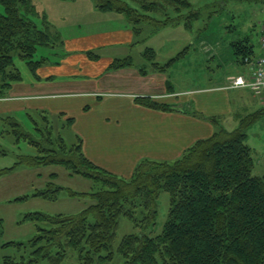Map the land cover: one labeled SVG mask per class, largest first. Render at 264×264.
<instances>
[{"label": "trees", "instance_id": "trees-1", "mask_svg": "<svg viewBox=\"0 0 264 264\" xmlns=\"http://www.w3.org/2000/svg\"><path fill=\"white\" fill-rule=\"evenodd\" d=\"M93 2L100 11L123 15L137 35L145 31V24L152 26L149 36L173 25L191 30L201 14L191 0ZM0 3L5 9L0 12V98H4L12 84L22 80L15 54L36 72L45 61L34 60L38 49L55 46L56 37H61L52 31L46 16L42 26L34 21L37 10L30 0ZM231 47L240 64L246 65V58L256 56L249 36L232 42ZM156 54L151 47L144 53L153 67L162 71L179 59L161 66ZM125 65H131L129 58L117 59L113 67ZM135 101L156 110H173L151 98L138 97ZM193 114L212 122L215 133L196 141L176 160L141 161L130 178L91 161L83 151L81 137L68 144L62 133L55 131L46 112L39 115L42 126L32 116V130L26 129L16 116H2L1 134L12 135L16 143L26 141L35 153L20 155L15 165L0 168V179L14 173L19 165H62L69 175L87 178L95 187L93 192H77L59 185L53 176L34 197L57 201L66 190L71 197H90L92 203L74 214H26L23 221L36 224V235L28 243L8 241L2 247L13 246L27 255L6 256L2 264H62L71 250L78 253L80 264H106L116 252L126 264H264V175L254 173L253 150L247 142L248 131L263 110L242 117L234 130L225 128L219 117L197 111ZM73 122L68 118L64 125L68 127ZM163 191L171 197L168 219L163 231L152 236L146 228L156 224L157 200ZM28 197L19 196L13 201ZM138 208L143 217H137ZM123 217L132 221L139 232L124 236L115 248ZM3 233L4 222L0 219V239Z\"/></svg>", "mask_w": 264, "mask_h": 264}, {"label": "crops", "instance_id": "crops-1", "mask_svg": "<svg viewBox=\"0 0 264 264\" xmlns=\"http://www.w3.org/2000/svg\"><path fill=\"white\" fill-rule=\"evenodd\" d=\"M55 1L57 6L48 23L61 37L55 39L62 48L61 53L55 52L60 58L53 61L43 56L45 61L36 70L41 81H47L40 83L42 88L55 87L34 94L41 98L37 100H50L43 108H53L51 103H55L60 117L73 118L68 127L82 138L85 155L114 174L129 178L141 161L176 160L196 141L211 137L215 125L195 116V111L219 117L223 125L227 119L240 123L243 112L254 110L259 102L250 88L229 87L231 78L242 76L249 81L251 77L250 66L235 58L237 67L218 78L215 85L184 89L173 80L170 68H154L146 59L144 53L151 46L141 52L145 64L136 63L135 57L124 55V51L112 53L119 48L132 49L145 40L141 38L144 32L137 35L123 15L100 11L93 0ZM255 1L264 4V0ZM79 7H83L85 16H91L90 20H76ZM103 51L109 56L102 55ZM258 51L256 55H261L260 45ZM125 58L131 65L113 67L117 59ZM156 62L161 63L157 56ZM63 77L70 80H61ZM15 83L6 97L0 98V112L16 108L15 98L8 94ZM138 97L170 105L173 110L145 107L135 101ZM92 101L98 110H92Z\"/></svg>", "mask_w": 264, "mask_h": 264}, {"label": "rangeland", "instance_id": "rangeland-1", "mask_svg": "<svg viewBox=\"0 0 264 264\" xmlns=\"http://www.w3.org/2000/svg\"><path fill=\"white\" fill-rule=\"evenodd\" d=\"M30 1L37 10V15L33 19L39 26H42L43 16L48 19L54 7L57 6V3L54 6V2L57 1ZM191 1L201 13L191 30L183 25H173L149 36L152 26L145 24L143 25L145 31L141 36L142 39H145L144 42L132 47V49H125L126 51L122 48L112 50V53L124 51L122 52L124 55L132 54L136 63L145 64L146 61L143 60L141 52L147 46H151L155 48L157 61L161 62V66L166 65L171 59L179 57L170 66V73L174 74L172 76L174 81L179 82L181 87L189 90L200 86H213L216 84L215 81L222 75L226 77L234 71L237 63L233 60L235 54L231 47L232 42L249 36L251 42L255 45V49L259 50V41L264 23L263 3L255 0ZM79 8L81 9H76L77 16L74 15L77 18L76 20H80L81 23L90 20L91 16L84 15L83 7ZM4 11V6L0 3V12L4 13ZM61 50L62 48L58 44L53 47H40L34 60H40L44 56L55 61L60 58L59 54L57 55L55 52L61 53ZM102 53L106 57L109 56L105 54V51ZM14 61L16 68L21 71L22 80L16 82L13 91L8 93L15 98L16 108L5 110V113L0 112V168L15 165L20 155L35 153V149L26 141L16 143L12 135L3 136L1 134L3 130L2 116H16L26 129L32 130V127H34L32 116L38 119L39 125L42 126L44 124L41 122L39 115L47 110L46 114L53 121L55 131H60L68 144L74 143L77 137L71 127L64 125L67 119L64 120L60 117L59 110H55V103H51L53 108H43L46 103H50V100H37L41 98L34 94V92H45L44 90L52 89L55 86L42 88L40 83L46 84L47 81H41L39 75L33 72L27 62L21 59L18 54H15ZM60 79L70 80L68 77ZM19 92L21 94H18ZM95 99L97 100V97ZM94 101L91 102V108L92 110H98V106ZM259 110H263V114L249 129L247 142L253 150L254 173L262 176L264 175V105L260 100L259 102L256 101L254 110L243 112L242 117H247L249 113ZM238 126L239 123H236V120L233 119H227L224 123V127L229 130H234ZM53 176H56L54 180L56 183L68 189L77 192H93L95 190L94 183L91 180L78 175H69L68 170L62 165L37 167L19 165L14 173L2 177L0 179V219H3L4 222V235L0 239V264L3 263V258L6 256L20 258L21 255H27V252L20 251L13 246L2 247V244L8 241L28 243L36 235V224L31 220L23 221L26 214L37 211L48 214H74L92 203L90 197H71L66 190L61 192L57 201L34 197L33 194L37 190L47 187L48 183L53 180ZM97 187L100 188L101 186L98 185ZM24 195L30 197L13 201L16 197ZM170 206V194L165 191L161 192L156 205V224L154 226L149 225L146 228V233L155 236L163 231ZM137 217H143L140 208H138ZM138 232L135 224L123 217L117 231L115 248L124 236ZM62 264H80L78 253L71 250ZM106 264H126V260L116 252L114 259Z\"/></svg>", "mask_w": 264, "mask_h": 264}, {"label": "built area", "instance_id": "built-area-1", "mask_svg": "<svg viewBox=\"0 0 264 264\" xmlns=\"http://www.w3.org/2000/svg\"><path fill=\"white\" fill-rule=\"evenodd\" d=\"M260 48L262 50L261 55L255 57L246 58L245 61L250 66L251 77L246 80L244 77L231 78L230 88L246 87L250 88L254 95L264 105V23L262 26L260 36Z\"/></svg>", "mask_w": 264, "mask_h": 264}, {"label": "bare ground", "instance_id": "bare-ground-1", "mask_svg": "<svg viewBox=\"0 0 264 264\" xmlns=\"http://www.w3.org/2000/svg\"><path fill=\"white\" fill-rule=\"evenodd\" d=\"M250 76V75H249Z\"/></svg>", "mask_w": 264, "mask_h": 264}]
</instances>
